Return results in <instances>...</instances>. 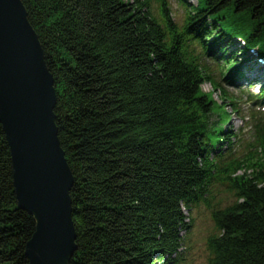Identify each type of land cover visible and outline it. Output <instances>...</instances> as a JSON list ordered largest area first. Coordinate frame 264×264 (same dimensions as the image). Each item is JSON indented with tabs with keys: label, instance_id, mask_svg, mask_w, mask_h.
<instances>
[{
	"label": "trees",
	"instance_id": "obj_1",
	"mask_svg": "<svg viewBox=\"0 0 264 264\" xmlns=\"http://www.w3.org/2000/svg\"><path fill=\"white\" fill-rule=\"evenodd\" d=\"M20 1L73 177L69 264H182L188 211L220 188L230 199L211 208L207 264H264V124L240 159L216 113L264 106V0H176L181 23L170 0ZM35 225L17 207L0 125V264H29Z\"/></svg>",
	"mask_w": 264,
	"mask_h": 264
},
{
	"label": "water",
	"instance_id": "obj_2",
	"mask_svg": "<svg viewBox=\"0 0 264 264\" xmlns=\"http://www.w3.org/2000/svg\"><path fill=\"white\" fill-rule=\"evenodd\" d=\"M56 92L20 0H0V125L17 207L33 216L29 264H69L76 251L73 177L55 126Z\"/></svg>",
	"mask_w": 264,
	"mask_h": 264
},
{
	"label": "rangeland",
	"instance_id": "obj_3",
	"mask_svg": "<svg viewBox=\"0 0 264 264\" xmlns=\"http://www.w3.org/2000/svg\"><path fill=\"white\" fill-rule=\"evenodd\" d=\"M189 2L195 6V0H189ZM170 3L172 11H174L175 20L181 23L180 18L184 13L183 8L176 0H170ZM248 77H253V74L249 73ZM243 83L245 82H242L240 88L249 89L248 93L257 92L256 88L243 86L245 85ZM202 92L206 97L211 96L212 100L219 104V98L216 93L212 92L209 85L202 86ZM229 92L234 93L236 96L239 95L238 90L235 89H230ZM226 112L229 114L230 119L226 118ZM216 113L226 119L225 121L229 124L228 126L240 138V141H235L234 144L236 157L240 159L251 157L255 153L253 148L255 130L259 129V126L264 123V111H262V108H254L252 105L240 103L239 116H233L229 110L226 109L225 111L222 108L217 110ZM219 190L220 192L215 195V199L209 203L211 208H213L214 203L217 201L230 199L229 195L224 192V189L220 188ZM211 208H208L204 204H199L188 211V219L192 220L193 226L188 234H182V238L184 239L182 249L184 261L182 264H207L210 255L206 250V240L209 236L215 234L214 225L211 220Z\"/></svg>",
	"mask_w": 264,
	"mask_h": 264
}]
</instances>
